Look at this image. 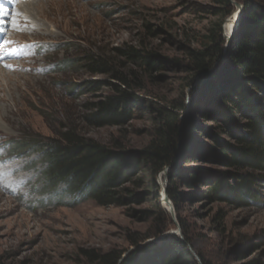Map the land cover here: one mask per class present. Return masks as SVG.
Here are the masks:
<instances>
[{"label": "rangeland", "instance_id": "obj_1", "mask_svg": "<svg viewBox=\"0 0 264 264\" xmlns=\"http://www.w3.org/2000/svg\"><path fill=\"white\" fill-rule=\"evenodd\" d=\"M245 1L231 0L230 9L218 0H31L20 4L26 22L8 39L7 49L15 53L9 55V63L1 64L8 68L0 66V109L5 120L0 122V157L13 156L11 161L19 165L15 174L19 185L5 181L2 186L8 189L0 188V258L5 264H92L85 251L119 250L127 256L145 244L158 245L172 235L182 237V224L198 261L200 256L211 264L264 262V172L248 171L262 178L245 204L209 200L207 182L185 188L178 180L179 212L173 203L170 212L163 196L171 180L166 169L155 178L162 189L159 197L148 173H142L140 177L147 181L139 189L146 194L142 204L101 207L67 193L64 185L53 190L43 175L42 154L27 151L29 143H51L66 125L106 145L119 142L130 150L147 148L161 120L156 113L138 111L123 128H90L83 123L85 104L108 91L96 93L88 87L91 81L104 78L86 74L81 59L93 54L112 57L114 49L134 46L181 61L185 67L189 51L203 49L220 25L226 40L236 36L246 14ZM227 11L231 14L225 17ZM237 16L236 27L232 21ZM184 67L143 75L142 95L167 107L173 116L181 103L189 110L202 84ZM189 128L182 145L190 140ZM198 141L206 139L200 136ZM16 147L24 152L15 151ZM21 153L30 155L15 157ZM194 159L180 160L181 174L215 177L218 171H226L219 162ZM13 189V194H7ZM158 228L165 234L154 237ZM135 234L149 238L134 246L130 236Z\"/></svg>", "mask_w": 264, "mask_h": 264}, {"label": "trees", "instance_id": "obj_2", "mask_svg": "<svg viewBox=\"0 0 264 264\" xmlns=\"http://www.w3.org/2000/svg\"><path fill=\"white\" fill-rule=\"evenodd\" d=\"M218 3L231 8V0ZM244 4L246 14L236 36L226 40L220 25L208 36L203 49L189 51V64L185 67L181 61L163 59L153 50L134 46L116 48L112 57L93 54L82 58L81 68L86 74L104 78L91 81L88 87L96 93L108 91L85 104L86 126L123 128L138 111L156 113L161 120L151 144L142 150H130L119 142L103 144L69 125L59 130L58 138L51 143H29L27 151L42 154L48 185L53 190L64 185L67 193L79 194L101 207L125 208L146 199V194L139 192L147 183L140 177L142 173H148L150 185L159 197L162 189L155 178L169 169L171 180L166 194L177 212L181 200L176 188L178 180L185 188L207 182L209 200L245 204L262 178L259 173L248 171L264 172V0H248ZM230 14L227 11L225 17ZM170 66L184 67L186 72L199 76L202 84L193 107L188 110L181 103L176 106L179 113L175 116L141 93L145 92L143 75ZM207 121L213 125H207ZM183 123L191 127L186 145L180 141ZM200 136L206 141H198ZM22 150L23 147L15 148ZM194 158L219 162L226 171H218L215 177L181 174L180 160L192 162ZM159 208L164 211L161 205ZM184 227L182 224V237L172 235L158 245L145 244L127 256L119 250L84 253L92 264H211L200 256L198 261ZM164 234L165 230L158 228L154 237ZM137 236H130L134 246L149 238ZM0 264H5L3 258ZM251 264L264 262L255 260Z\"/></svg>", "mask_w": 264, "mask_h": 264}, {"label": "water", "instance_id": "obj_3", "mask_svg": "<svg viewBox=\"0 0 264 264\" xmlns=\"http://www.w3.org/2000/svg\"><path fill=\"white\" fill-rule=\"evenodd\" d=\"M238 7H241L240 5H238ZM242 8V7H241ZM239 17L237 16V19H236V22H235V26L237 27L238 26V24H239ZM229 39V38H228ZM228 41H230V39L228 40ZM228 50V47L225 49V53H226V51ZM200 79V77L198 76L197 77V80H199ZM188 125H189V123H188ZM186 129H187V126L183 123V124H181V129H180V132H181V139H180V141H181V144L183 143V139H182V136H183V134L185 133V131H186ZM165 184H167V182L165 183ZM163 196H164V202L166 203V204H168L169 205V209H170V212H173V206H172V202L170 201V199H168V196H167V194H166V188L164 189V193H163Z\"/></svg>", "mask_w": 264, "mask_h": 264}, {"label": "bare ground", "instance_id": "obj_4", "mask_svg": "<svg viewBox=\"0 0 264 264\" xmlns=\"http://www.w3.org/2000/svg\"><path fill=\"white\" fill-rule=\"evenodd\" d=\"M20 11V13L22 12V10H19ZM20 21H23V20H20ZM17 22H18V19H17ZM23 23V25H24V21L22 22ZM232 24H235V22H233L232 21ZM230 25L228 24V27H229ZM10 47V46H9ZM15 47V46H14ZM8 48V47H7ZM3 64V63H2ZM16 67V66H15ZM15 69V68H14ZM17 70V69H16ZM20 70V69H19ZM19 72V71H18ZM16 74V73H15ZM1 82V81H0ZM7 83H9V82H7ZM10 86V85H9ZM1 89V88H0ZM0 100H1V97H0ZM5 120H4V118H3V115H2V113H1V109H0V122L2 123V122H4ZM3 126L0 124V128H2Z\"/></svg>", "mask_w": 264, "mask_h": 264}, {"label": "snow or ice", "instance_id": "obj_5", "mask_svg": "<svg viewBox=\"0 0 264 264\" xmlns=\"http://www.w3.org/2000/svg\"><path fill=\"white\" fill-rule=\"evenodd\" d=\"M0 14H6V13H3L2 7H0ZM8 54H15V53H8ZM0 58H2V56H0Z\"/></svg>", "mask_w": 264, "mask_h": 264}]
</instances>
